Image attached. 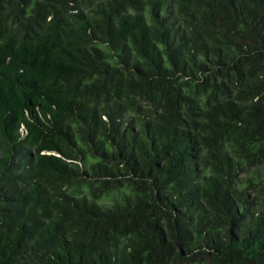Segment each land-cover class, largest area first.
<instances>
[{"label":"trees","instance_id":"1","mask_svg":"<svg viewBox=\"0 0 264 264\" xmlns=\"http://www.w3.org/2000/svg\"><path fill=\"white\" fill-rule=\"evenodd\" d=\"M0 264H264V0H0Z\"/></svg>","mask_w":264,"mask_h":264}]
</instances>
